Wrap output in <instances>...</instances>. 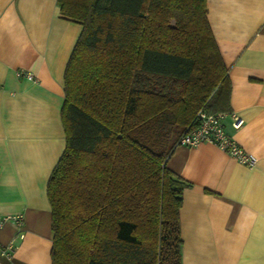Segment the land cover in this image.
<instances>
[{"label": "trees", "instance_id": "trees-1", "mask_svg": "<svg viewBox=\"0 0 264 264\" xmlns=\"http://www.w3.org/2000/svg\"><path fill=\"white\" fill-rule=\"evenodd\" d=\"M81 24L47 181L51 264H182L190 183L166 166L197 113L230 112L206 0H56Z\"/></svg>", "mask_w": 264, "mask_h": 264}, {"label": "crops", "instance_id": "crops-1", "mask_svg": "<svg viewBox=\"0 0 264 264\" xmlns=\"http://www.w3.org/2000/svg\"><path fill=\"white\" fill-rule=\"evenodd\" d=\"M206 7L230 110L244 120L234 129L226 118V131L257 161L248 167L209 142L174 147L166 166L190 183L181 263L264 264V0ZM81 29L56 0H0V264H51L46 186L65 147L63 75Z\"/></svg>", "mask_w": 264, "mask_h": 264}, {"label": "built area", "instance_id": "built-area-1", "mask_svg": "<svg viewBox=\"0 0 264 264\" xmlns=\"http://www.w3.org/2000/svg\"><path fill=\"white\" fill-rule=\"evenodd\" d=\"M21 75V72H17ZM27 78H32L30 74H27ZM230 118L231 126L234 129H238L244 123L243 118L233 112L219 111L215 113H208L206 110L201 109L197 113L196 125L180 136L178 144L192 146L201 142H209L221 150L232 156L239 163L244 164L248 167H252L256 164V157L243 149L241 145L226 131L225 120ZM11 218L10 216H8ZM7 219L4 218V220ZM18 223H20V217H13ZM22 237V234H19ZM12 249L11 243H9L1 251H9Z\"/></svg>", "mask_w": 264, "mask_h": 264}]
</instances>
